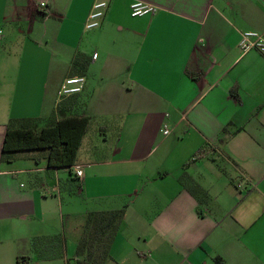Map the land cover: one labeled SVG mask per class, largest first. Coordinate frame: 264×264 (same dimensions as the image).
I'll return each mask as SVG.
<instances>
[{"label": "crops", "instance_id": "1", "mask_svg": "<svg viewBox=\"0 0 264 264\" xmlns=\"http://www.w3.org/2000/svg\"><path fill=\"white\" fill-rule=\"evenodd\" d=\"M133 1L87 28L93 0H0V157L9 119L89 117L71 170L40 150L0 159V264H66L86 213L121 207L104 264H264V57L239 47L264 31V0H141L155 12L136 17ZM77 52L85 84L59 99ZM56 234L62 254L37 259L31 240Z\"/></svg>", "mask_w": 264, "mask_h": 264}, {"label": "trees", "instance_id": "2", "mask_svg": "<svg viewBox=\"0 0 264 264\" xmlns=\"http://www.w3.org/2000/svg\"><path fill=\"white\" fill-rule=\"evenodd\" d=\"M90 62V55L77 52L71 61L69 75H84ZM75 96L76 94L67 99L72 100ZM63 103L62 100L59 102L57 110H60ZM28 121L8 120L1 147V161H12L19 152L40 150L45 152L47 167H65L71 170L89 117L68 115L54 120L38 131H35ZM184 175L181 174L179 180L188 182L198 193L203 194L197 184ZM124 212L125 207L88 211L76 243L74 258L72 261L67 259L66 264H104L109 257V249L121 225ZM63 244V238L58 234L35 238L30 242L37 259H50L62 254ZM30 261L27 257L19 255L16 264H30Z\"/></svg>", "mask_w": 264, "mask_h": 264}, {"label": "built area", "instance_id": "3", "mask_svg": "<svg viewBox=\"0 0 264 264\" xmlns=\"http://www.w3.org/2000/svg\"><path fill=\"white\" fill-rule=\"evenodd\" d=\"M39 8L47 9L50 0H32ZM109 0H93L91 8L87 14L85 26L87 28L98 27L105 15L106 9L108 7ZM155 12V7L151 4L145 3L141 0L133 1L130 4V15L131 16H142L145 14H153ZM239 47L243 53L255 49L264 57V31H243L239 39ZM85 84L84 75H69L66 76L59 86L58 97L59 99H64L69 96L78 94L82 91ZM163 136L170 133L168 126L164 125L160 129ZM76 174L81 176V170L76 169Z\"/></svg>", "mask_w": 264, "mask_h": 264}, {"label": "rangeland", "instance_id": "4", "mask_svg": "<svg viewBox=\"0 0 264 264\" xmlns=\"http://www.w3.org/2000/svg\"><path fill=\"white\" fill-rule=\"evenodd\" d=\"M217 165L219 166L220 170L224 174H228V172H229L228 168L229 167H227V164H225L221 160H219L217 162ZM65 172L66 171L60 172V185L62 187V194H63V207L66 208L68 206H70V207L73 206L76 208L79 205L78 204L79 198L75 194L76 184L69 179H68V181L66 180V177H68V175H66ZM36 174H39L40 176H44L42 172H36ZM27 179H29V177H27Z\"/></svg>", "mask_w": 264, "mask_h": 264}]
</instances>
